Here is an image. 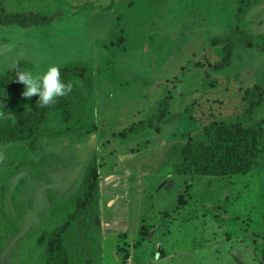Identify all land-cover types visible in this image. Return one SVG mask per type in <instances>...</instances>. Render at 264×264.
Masks as SVG:
<instances>
[{
    "label": "rangeland",
    "instance_id": "rangeland-1",
    "mask_svg": "<svg viewBox=\"0 0 264 264\" xmlns=\"http://www.w3.org/2000/svg\"><path fill=\"white\" fill-rule=\"evenodd\" d=\"M4 2L57 17L25 32L0 67L28 58L43 74L80 60L89 82L71 83V120L53 112L36 137L0 144V264H47L42 239L75 211L94 159L98 197L70 228L72 264H264V147L245 175L177 171L207 124L264 126V102L247 93L264 87V0ZM21 101L0 94L3 118ZM163 109L159 131L119 136Z\"/></svg>",
    "mask_w": 264,
    "mask_h": 264
},
{
    "label": "trees",
    "instance_id": "trees-1",
    "mask_svg": "<svg viewBox=\"0 0 264 264\" xmlns=\"http://www.w3.org/2000/svg\"><path fill=\"white\" fill-rule=\"evenodd\" d=\"M57 17L35 12H9L4 0H0V25H18L22 28L48 26ZM232 62L230 52L218 63V67H228ZM28 63L18 64L4 74H0V89L17 92L26 86L18 81L19 72L28 71ZM62 80L68 84L74 78L88 80V69L85 65L71 64L59 68ZM252 106H260L264 102V87L255 85L247 91ZM38 95L33 96L29 103L16 106L13 116L3 118V103L0 104V144L30 140L42 133L45 124L53 112H59L61 119L68 122L74 117V94L71 90L64 97L57 98L52 105L41 107L37 104ZM168 105V104H167ZM163 108H166L163 106ZM165 109L158 113L157 119L140 125L134 124L119 133L121 138H131L141 131L154 128L160 130V124L166 117ZM5 120V121H4ZM264 147V126L257 123L251 127L240 124L227 125L213 121L207 124L200 138L189 136L182 147L183 162L178 166L182 175H206L225 177L245 175L257 163ZM100 184L99 165L96 159L90 162L84 173L83 191L76 202V209L59 227L42 237L47 243V264H72L71 254L66 241L73 223L83 217L97 201Z\"/></svg>",
    "mask_w": 264,
    "mask_h": 264
},
{
    "label": "clouds",
    "instance_id": "clouds-1",
    "mask_svg": "<svg viewBox=\"0 0 264 264\" xmlns=\"http://www.w3.org/2000/svg\"><path fill=\"white\" fill-rule=\"evenodd\" d=\"M17 77L26 86L23 96L31 99L38 95L37 104L41 107L54 104L57 98L66 96L72 90V85L62 80L60 69L55 65L49 66L43 74L23 71Z\"/></svg>",
    "mask_w": 264,
    "mask_h": 264
},
{
    "label": "crops",
    "instance_id": "crops-1",
    "mask_svg": "<svg viewBox=\"0 0 264 264\" xmlns=\"http://www.w3.org/2000/svg\"><path fill=\"white\" fill-rule=\"evenodd\" d=\"M9 26H14V28H11L12 30H19V39H15L14 36H16V33L14 31H11ZM17 26L18 25H15V24L6 25V26H1L0 25V27L2 28V31L5 32V35H6L5 39L3 40V42L2 41L0 42V56L7 49L8 50H10V49H12V50H16L17 49L18 50V47L24 46V43L22 41L23 34L25 32H28L29 29L36 28V27L45 29V27H46V26L45 27L44 26H34V27H30V28H22L20 26H18V27ZM47 27H50V26H47ZM17 28H22V29H17ZM25 59L26 60H21V61H26L28 63V66H29L28 71L33 72L32 71L33 68H32L31 60H29L28 58H25ZM17 62H18V60H12L11 62L8 63V66L14 65L12 68H8L7 66L5 68L0 67V74H4L8 70L13 69L18 64ZM77 63H80V60L79 61L67 60L66 63L64 65L59 66V68L62 67V66H67V65H70V64H77ZM24 91H25V88L19 89L18 90L19 95H23ZM12 93L13 92H9V91H6V90L3 91L2 89H0V94H12ZM25 103H27V102L21 101V103H19V105L25 104Z\"/></svg>",
    "mask_w": 264,
    "mask_h": 264
}]
</instances>
